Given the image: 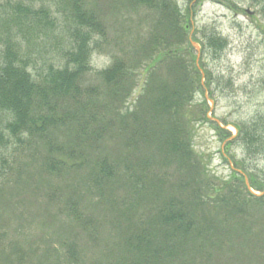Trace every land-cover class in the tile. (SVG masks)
<instances>
[{"label": "rangeland", "instance_id": "374dc122", "mask_svg": "<svg viewBox=\"0 0 264 264\" xmlns=\"http://www.w3.org/2000/svg\"><path fill=\"white\" fill-rule=\"evenodd\" d=\"M84 1L105 28V34L97 35L92 42L95 51L90 63L94 72L109 67L114 57L132 58L152 19L146 9L136 7L131 0ZM175 1L184 12L191 8L192 36L209 28L228 41L219 57H206V67L215 80L221 81L220 86H214L216 101H209L213 110L208 116L222 126L230 122L228 129L235 134V122L264 112V0H204L200 6L195 0ZM20 2L33 9L50 7L56 24L34 25L30 14L16 12ZM68 10L63 0H0V58L12 43L34 75L43 73L50 64L61 63L70 48L72 22ZM94 72L85 80L96 84ZM145 79L146 74L137 67L126 102L115 104L107 95L97 93L91 98L94 108L69 104L71 118L65 119L53 135L58 136L56 141L68 142L65 153L71 152L74 143L82 148L78 157L64 158L67 167L46 168L48 153L42 141L19 143L11 139L7 146H0V248L10 256L7 264L10 258L20 264H129V236L138 229L148 206L146 200L137 201L125 188L130 179L151 195L144 174H154L158 196L172 192L170 196L189 198L179 194L186 190L180 182V170L169 166L158 149L130 142L136 136L130 128H124L125 121H120L118 112L126 114L137 106ZM197 98L201 99L200 92ZM93 115L101 124L98 129H104L102 139L94 143L87 138L96 131ZM3 121L0 114V127ZM211 121L197 124L193 130L194 149L208 172L227 178L238 169L233 161L236 159L263 175L264 156L252 157L239 144L228 148ZM105 157L116 167L121 165L122 170L116 182L99 185L102 179H97L95 167ZM137 168L146 169L140 182ZM73 245L74 256L69 253ZM171 264L187 263L176 259ZM190 264L250 263L221 253L204 263L195 258Z\"/></svg>", "mask_w": 264, "mask_h": 264}, {"label": "trees", "instance_id": "16d2710c", "mask_svg": "<svg viewBox=\"0 0 264 264\" xmlns=\"http://www.w3.org/2000/svg\"><path fill=\"white\" fill-rule=\"evenodd\" d=\"M195 1L200 6L204 0ZM131 2L145 8L152 18L142 45L132 58L114 57L103 70L94 72L90 57L95 51L92 42L97 35L105 34V28L98 14L86 8L84 0H63L69 7L72 31L70 48L61 63L50 64L43 73L34 75L15 45L7 44L0 58V114L4 116L0 146H7L11 139L19 143L42 141L48 153L46 168L67 167L64 158L78 157L82 148L74 143L71 152L65 153L68 142L56 141L58 136L53 135L65 119L71 118L69 104L94 108L91 98L97 93L107 95L115 104L126 102L138 67L146 74L138 104L126 114L118 112L120 121H125L124 128H130L132 136H136L130 142L158 149L169 166L180 170V182L186 190L179 194L190 196H170L172 192L158 196L157 176L149 177L144 174L146 169L137 168L139 182L143 174L148 179L151 195L132 179L125 187L137 201L146 200L148 205L138 229L129 236V264H171L176 259L190 264L198 257L204 263L221 253L250 264H264V173L234 159L238 169L231 176L215 177L193 145L194 127L211 121L209 100L216 101L214 86L221 85L206 67V57H219L228 45L227 39L209 28L192 36L191 8L184 12L175 0ZM15 9L19 14H30L34 25L56 24L48 6L33 9L20 2ZM191 41L200 45L199 57ZM92 72L96 74V84L85 80ZM199 92L201 99L197 98ZM128 116L131 118L125 119ZM96 118L93 115L96 131L88 135V142L94 143L104 135ZM211 122L228 148L239 144L252 157L264 156V112L235 122L236 136L225 128L230 122H224L225 127ZM95 169L97 179H102L99 185H108L117 181L122 166L116 167L105 157ZM69 253L74 256V245ZM8 256L0 248V264H7ZM10 260L9 264H20Z\"/></svg>", "mask_w": 264, "mask_h": 264}]
</instances>
